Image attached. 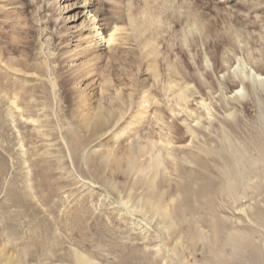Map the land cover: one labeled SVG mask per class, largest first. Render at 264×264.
<instances>
[{
    "label": "rangeland",
    "instance_id": "374dc122",
    "mask_svg": "<svg viewBox=\"0 0 264 264\" xmlns=\"http://www.w3.org/2000/svg\"><path fill=\"white\" fill-rule=\"evenodd\" d=\"M79 1L70 0L73 5L64 12L60 9L44 12L47 0H0V250L9 259L5 263L0 258V264H72L69 254L74 249L82 250L98 264H260L264 254L261 237L250 239L249 233L251 209L256 204L264 211V165L245 164L230 173L224 161L232 155L235 147L243 151L241 139L251 142L253 147L257 142L256 147L264 148V92H259L258 103L249 86L241 104L232 97L230 90H225L224 97L214 104L211 120L201 119V123L195 125L199 117L194 113H203L199 95H189L186 109L192 115L187 116L185 112H180L179 106L174 105V95L179 88L175 86L168 91L162 87L166 81L163 73L167 64L175 62L181 67L183 63L175 38L165 34V38L158 43V80L148 70L139 72L136 64L132 63L130 68L126 65L129 60L126 47L133 48L132 41L129 45L117 47L121 50L119 58L112 61L105 58L101 53L105 44L95 49L96 56L100 58L87 62L79 54L84 46L94 44L95 37L91 38L93 32L89 33L92 26L91 21L87 24L89 15L86 11L92 10V15L97 9V16L100 14L107 19L112 16L115 2L125 5L128 14L129 7L135 12L138 5L135 1L138 0H90L91 6L83 2L79 4ZM187 1L197 6L203 4L209 9V17H220L219 32L223 31L225 24L238 23L250 33L253 47H261L254 39H258L264 28V0H258L261 3L258 7H254L253 0ZM24 6L28 7L27 11ZM40 15L45 22L42 29L50 33L44 39L49 40L51 33L65 37L55 42L58 49L47 51L52 70L43 73L11 64L16 60H27L32 66L43 63L41 36L35 33L34 42L30 45V39L24 32L32 23L38 30L36 18ZM73 15H76L75 19L64 18ZM51 20L56 23L50 24ZM125 27L131 31L128 21ZM170 32H175V28L172 27ZM167 44L171 49H166ZM164 51L169 52L168 57ZM28 53H31L29 60ZM133 56L136 58L135 54ZM9 63L8 68L6 64ZM93 63L97 67L79 78L78 67H89ZM56 68L59 71L55 73L53 69ZM125 68L131 73H123ZM209 72L211 75L206 80L217 89L219 80H223L224 76L215 72L211 65ZM130 76L143 81L147 87L154 82L148 101L138 103L141 93L131 87ZM107 78L110 79L108 93H131L134 97L131 109L134 113H143L141 119L130 125L115 143L110 133L91 136L87 132L83 118L92 112L96 97L92 98L90 109L79 111L76 106L80 92L97 94ZM191 88L195 91L194 87ZM55 90L62 98L60 102L56 100ZM203 91H207L204 85ZM214 93L218 96L219 91ZM15 96L19 108L14 109L16 112L13 114L11 107L14 105L10 99ZM226 102L235 108L236 121L227 118L224 107L220 106ZM168 106H171V112ZM30 110L32 115H28ZM245 110H248L247 113ZM19 111L24 116H18L16 113ZM154 112L161 114L163 122L155 123ZM168 122H172L175 129L163 132L167 130V136L172 139L167 148L173 154L166 156L163 170L156 178L161 185L159 190L177 193L171 188L176 181L187 182L193 189L209 182L212 187L204 194L212 197L203 199L189 194L185 198V206L178 207L180 210L176 211L174 225L166 235V230L157 225L159 219L150 220L140 212H133L132 216L124 210L122 200L129 192L132 200H135V195L137 198L147 193L146 172L132 174L123 161L116 165L112 158L108 159L104 154L112 150L118 157H123L121 150L127 145V135L132 130L140 127L137 137L153 131V138H156L158 126L168 125ZM185 124L196 127V138H191L185 131ZM203 134L210 137V143L203 142ZM72 139L81 142L73 153L74 158L67 147V142ZM158 145L163 146L160 142ZM193 153L202 155L207 163L206 168H197L193 173L197 178L184 179L173 173L172 158L184 165L179 167V173L185 177L190 172L189 168L193 167L187 155ZM87 159L97 163L100 171H93ZM232 175L237 177L234 182L230 179ZM217 191L220 193H215ZM211 208L214 211L211 212ZM176 236L180 241L177 249L174 244ZM238 240L241 247L236 248ZM144 241L151 242L146 245ZM250 241L256 242L258 249L257 246L252 249ZM154 245L161 249L157 254L154 253Z\"/></svg>",
    "mask_w": 264,
    "mask_h": 264
},
{
    "label": "bare ground",
    "instance_id": "6f19581e",
    "mask_svg": "<svg viewBox=\"0 0 264 264\" xmlns=\"http://www.w3.org/2000/svg\"><path fill=\"white\" fill-rule=\"evenodd\" d=\"M81 2H83L87 6L92 5V2L90 0H81L79 1V4ZM135 3H138V5L135 7V12H133V9L131 10V8L129 7L130 9L128 8V10L130 11L127 14L125 12L126 6L122 4L119 5L118 2H115L114 6H112L114 8L112 16L108 17L107 19L100 17V14L99 16H97L99 12L97 9L92 15H90V13H92V10L86 11V15H89L87 24L91 21L90 24L92 26L91 29L89 28V33L93 32L91 38L95 37V41L97 40V42L99 43L98 45H96L97 42L94 41V44H92V46H84L81 49L79 55H81L82 58L87 59V62H90L92 60L97 61L100 57L96 56L97 54H95V49L99 47L101 48L102 45L104 46L105 44H107L103 48V50H101V53L105 58H109L112 61L116 58H119V52L121 53V50L117 49V47L125 44L129 45L130 41H132L134 42L133 48L129 46L126 47L127 55L129 56L127 57L129 60L126 65L130 68L132 66V63L136 64L137 70H140L139 72L142 73L144 70H148L154 74L155 80H158L160 75L158 73V56L160 55L158 43L165 38V34H170L172 39L175 38L176 40L178 47L177 49L181 54L183 63H181V67H179L175 62H173L172 64H167L163 73L164 80H166L167 82L165 81L162 87L163 89L168 91L172 90L175 86L179 88V92L174 95V105L179 106L180 112H185L187 116L192 115V112L186 109L189 95L192 93H197L199 95V104L203 109V113H194L197 118L199 117L196 120L195 125L201 123V119L211 120V117L213 116L212 111L215 109L214 104L217 102V100L222 99L224 97V94L228 90L232 92V97L240 101V103L242 104L241 101H244L247 95L246 91L250 86V92L254 94L255 99L258 100V103L260 102L259 92H264V28L262 30V33L258 35V39H254L255 42L259 41L261 45V47L255 49V47H253L252 45V42L250 41V33L245 30L244 26L232 22V20V23L225 24L223 31L219 32L217 26L219 24L220 17H209L207 14L209 9L207 7H204L203 4H200L198 6L195 4V6L187 0H138L137 2L135 1ZM260 4L261 3L258 0H253L254 7H258V5ZM72 5L73 3H70V0H47L46 5L43 7V10L44 12H51L55 9H60L64 12L68 10ZM23 9L27 11L28 7L24 6ZM28 13L29 11L27 12V14ZM92 16L93 18H91ZM75 17L76 15L70 17L65 16L64 18L75 19ZM95 18L96 21L94 20ZM122 18L124 19L122 20ZM36 20L38 30L35 29V24L32 23L24 32L26 34L25 36L30 39V45L33 41V35L35 33H38L41 36L42 45L44 44V48H42L41 51V54L43 56V63L37 66H32L28 63L27 60H16L15 62H11V64L19 66L27 71L34 69L39 73H43L45 70L47 72L49 70H52L50 60L47 56V51L54 48L58 49V46L55 44V42L57 40L61 41L65 37L56 36L51 33L52 37L49 40H46V38L44 39V37L50 35V33L42 29L45 24V22L43 21V16L40 15V18H36ZM106 20L108 22H104ZM127 21L131 31H128V28L125 27ZM55 23V20H51L50 24ZM81 23L82 22H80L79 25H81ZM172 27L175 28V32L173 33L170 32ZM251 39L253 41V38ZM116 41L119 42V44L117 43L115 45ZM86 42H90V40H86ZM102 42L104 44H101ZM184 47L186 49H184ZM169 48L171 49V46L167 44L166 49L168 50ZM196 48H198L196 52H192ZM164 52L168 57L169 52ZM133 54L136 55V58H134L135 56H133ZM30 56L31 53H28V60ZM11 64H6V66H8L9 68ZM210 65L215 72L217 71V73H222V75L224 76L223 80H219L217 89L215 88V85L207 82L206 80V78L211 75L209 72ZM96 67L97 66L94 65V63L89 67H78L79 78H83ZM145 67L146 69H144ZM53 70V72L56 73V71H59V68ZM129 70L130 69L125 68L122 69V72L125 74H130L131 71ZM102 72L104 73V71ZM129 79L131 87L137 88L136 91L141 93L138 103L148 101V98L151 97L150 89L152 86H154V82L151 84V87H147L144 85L143 81L137 80L138 78L136 79L130 76ZM109 80V78H107V80H103V82L101 83V88L97 92V94L88 95L80 92V95L77 96L78 100L76 106L79 111H82L85 108L90 109L89 106L92 105L91 100L92 98L96 97L95 106H92V112L89 114H85L83 118L86 122L87 132L91 136H96L98 134L102 136L104 134L110 133L111 140L115 143V141L126 132L130 125L137 123L141 119L143 113H134L133 109H131L134 103V97L131 93H116L115 95H111L110 93H108V90L110 88ZM53 85L56 86L57 83L54 82ZM203 85L207 90L206 92L203 91ZM191 87H194L195 91H193ZM217 91H219L218 96H214V92ZM61 94L64 93L62 92ZM54 95L57 98L56 100L60 102L62 98L57 96L56 90L54 91ZM10 102L14 105L13 108L11 107L14 114V112H16L14 111V109L19 108V105L16 103V96L12 97L10 99ZM58 106L59 104L56 107ZM220 106L224 107L225 115L227 116V118L231 119L232 121L237 120V112L235 108L230 105V103L226 102L224 105L220 104ZM167 108L169 112L172 111L171 106H168ZM143 110L144 112H146L145 108H143ZM247 111L248 110H245L246 113ZM178 113L179 112L175 113L174 115ZM16 114L20 117L24 116V113L21 111ZM28 115H32L31 110L29 111ZM153 118L155 119V123L157 124H159L158 121L163 122V117L161 116V114L154 112ZM185 125V131L189 133L191 138H196L198 134V130L196 129V127L187 124ZM138 128L140 129V127H137L127 135V145L123 148V150H121L123 152V157H118L116 155V152L112 150L104 155L108 157V159L112 158L116 165L119 162L123 161V164L132 174L146 172L147 182L149 185L147 193L144 196H139L137 198L135 195V200H132V196L130 195L131 193L129 192L130 194L128 193L126 195V198L124 197V199L122 200L124 210H126L129 215H132L133 212H140L150 220L156 218L159 219L157 225H159L161 229H165L166 235H168L174 225V217L176 215L178 207L185 206V198L189 194H193L195 197H201L205 199L207 196L204 193L208 188L212 187V184L209 182H204L201 185V188L193 189L187 182H182L184 183L182 184L176 181V183H171V188L173 190H177V193L171 192V190L160 191L159 187H161V185L156 182V178L159 175L160 171L163 170L161 168L162 166L164 167L165 159L173 154L172 150L170 148H167V146L172 142V139L167 136V130H173L175 129V126L172 122H168V125L165 126H158L156 138H153V131H149L146 134H142L141 136L139 135L137 137L139 131ZM165 129H167L166 132H163ZM83 130L86 129L83 128ZM68 131L66 132L68 133ZM69 135L70 134H68V137ZM202 137L204 138L203 142H211L209 136H205V134H203ZM237 137L239 139V136ZM256 139L258 138L256 137ZM70 140L67 142V147L71 153L72 158H74L75 154L73 153L78 150V146H80L81 142H79V139H74L75 141L72 139L71 142ZM159 142L162 143L163 146H159ZM250 143L251 142L246 143V141H243L241 139L240 145H242L243 151L241 150V148L235 147V149L232 150V155L226 157L224 166L227 171L231 173L232 171L239 169L241 165L242 167L245 166V164L250 166H255L258 164L264 165V148L256 147L257 142L255 147H253ZM187 158H189L188 161L193 165V167H188L190 172H188V174H185V177L182 175V173H179L181 172L179 167L184 165L178 163L176 160H174V158H172V165H174V169L172 170L173 173L175 172V174H177L181 178L185 179L186 177H189L190 179L194 180L195 178H197L193 175V173L196 172V169L206 168L207 163L205 158L200 154H188ZM87 163L91 165L93 171H100L97 163L88 161V159ZM236 178L237 177H235V175H232L230 178L232 180L231 182H234ZM232 188H234V186ZM217 189L219 190L221 188ZM252 190L254 191V189ZM215 193H220V191H217ZM209 197L207 198L211 199ZM203 199H201L202 202L204 201ZM190 204L191 203H189V205ZM214 209L211 208V212L212 210L214 211ZM178 210H180V208ZM243 210L245 211V209ZM251 210V229L249 237L251 239L253 237L260 236V241L264 246V211H262L256 204ZM177 238L178 237L176 236V241L174 243L176 249L178 248L177 246H180V241H177ZM239 241L240 240H238L237 242L238 245L236 246V248L241 247ZM149 243H146V245ZM77 244L78 243H76V245ZM249 244L251 245L252 249H256L255 246H257L258 249V244L256 242L250 241ZM153 247L156 248L154 250V253H159L160 248H157L158 246L156 247V245H154ZM242 247H244L243 241ZM80 251L78 249H74L70 252L69 255L72 259V264H98V262H96L93 257L91 258L90 255H85V253L83 254L82 250ZM262 257L263 259L259 260L260 264H262V262L264 263V254L262 255ZM0 258L5 263H7L9 260L6 256H4V254H2L1 250Z\"/></svg>",
    "mask_w": 264,
    "mask_h": 264
}]
</instances>
